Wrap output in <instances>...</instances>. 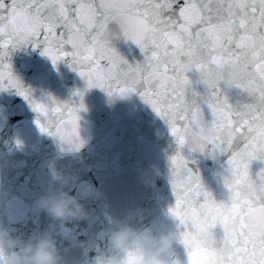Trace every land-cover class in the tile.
Segmentation results:
<instances>
[{
	"label": "snow or ice",
	"instance_id": "1",
	"mask_svg": "<svg viewBox=\"0 0 264 264\" xmlns=\"http://www.w3.org/2000/svg\"><path fill=\"white\" fill-rule=\"evenodd\" d=\"M27 44L53 64L70 58L88 88H139L166 119L177 144L169 212L187 264H264V0H0V88L25 99L6 58ZM29 102L42 132L83 145L82 100ZM197 154L226 157L215 173L224 198Z\"/></svg>",
	"mask_w": 264,
	"mask_h": 264
},
{
	"label": "water",
	"instance_id": "2",
	"mask_svg": "<svg viewBox=\"0 0 264 264\" xmlns=\"http://www.w3.org/2000/svg\"><path fill=\"white\" fill-rule=\"evenodd\" d=\"M42 47L9 48L6 58L30 97L25 99L16 88H0V222L25 238L34 231L54 230L66 264H97L117 221L157 234L178 230L169 212L175 202L169 158L177 144L166 119L144 101L139 88L123 97L88 88L70 67V58L53 64ZM53 98L78 108L83 101L78 115L84 143L78 149L42 132L36 123L38 114L29 100L52 104ZM197 159L206 184L217 198H224L226 190L215 173L226 157L213 162L197 154ZM259 166L253 163L254 170ZM82 182L99 191L86 204V218L53 220L37 206L48 189L76 193ZM169 258L187 264L180 240L173 243Z\"/></svg>",
	"mask_w": 264,
	"mask_h": 264
},
{
	"label": "clouds",
	"instance_id": "3",
	"mask_svg": "<svg viewBox=\"0 0 264 264\" xmlns=\"http://www.w3.org/2000/svg\"><path fill=\"white\" fill-rule=\"evenodd\" d=\"M156 166H152L155 173ZM99 195L88 182H82L76 193L48 189L37 200L53 220L84 219L89 215L86 204ZM179 232L169 228L159 234L150 228H138L127 221H117L107 240V252L97 259V264H176L169 258ZM0 264H66L52 229L34 231L26 238L0 222Z\"/></svg>",
	"mask_w": 264,
	"mask_h": 264
}]
</instances>
